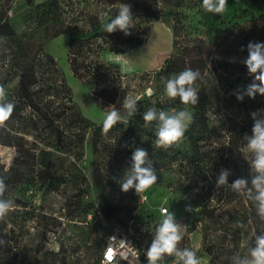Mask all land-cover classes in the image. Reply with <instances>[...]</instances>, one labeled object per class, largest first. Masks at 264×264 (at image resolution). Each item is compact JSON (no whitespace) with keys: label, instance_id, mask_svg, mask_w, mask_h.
Wrapping results in <instances>:
<instances>
[{"label":"rangeland","instance_id":"obj_1","mask_svg":"<svg viewBox=\"0 0 264 264\" xmlns=\"http://www.w3.org/2000/svg\"><path fill=\"white\" fill-rule=\"evenodd\" d=\"M53 2L52 14L45 17L42 24L31 26L25 18L29 10L26 0H0V8L6 10L9 18H14L19 24L23 21L27 23L26 28L21 24L16 25L17 35L25 36L23 45L27 53V57L22 56L19 63L24 65L28 56L32 60L37 79L32 88L33 99L39 108L34 110L26 106L22 110L23 119L17 120L11 116L0 124L14 136L16 144L0 143V162L8 170L20 149V161L33 165L35 163L37 171L45 167L41 161L44 157L42 151L50 150L51 158L56 163L55 169L63 178L60 189L56 191L44 193L43 186L35 175L27 183L6 193L5 199L14 201V208L6 217V231L15 229L20 234V246H5L0 257H5L7 264H99L112 226L125 232L131 226L134 237L147 243L146 253L155 228L163 218L159 213L160 206L168 207L175 213L177 221L185 226L184 236L178 247L195 250L201 264L223 263L228 248L222 242L224 235H229L231 240L238 239L239 253L246 254L248 248L254 245L250 225H245L240 233L231 236L230 233L236 228L226 230L218 227L191 231L184 224L185 207L173 202L179 182L170 185L155 183L144 190L147 200L135 205V210L130 211L128 207L120 222H106L100 214L101 197L92 186L89 166L93 164L99 167L105 180L113 177L108 171L113 159L104 157L102 151L104 147H108L107 143L112 146L115 138L108 139L105 136L103 143L97 148L99 152L95 153L88 141L91 130L83 143L72 137L79 131L73 119L78 114L92 122L101 123L111 110V105L126 117L123 101L128 95L149 99L152 107L157 109L160 108L158 103L171 104L174 100L165 92L151 97L156 85L162 80L158 73L165 58L172 50V57H179L182 61L189 55L194 59L209 55L208 69L213 71L210 77L216 82L218 99L211 98L205 107L206 115L210 124L215 123L224 128V136L214 140L212 146L227 148L229 135H234L235 150L250 166L252 156L246 149L243 137L245 134L251 135L253 120L250 114L264 110V96L256 94L254 99L245 96L239 101L236 93L252 81L243 63L248 56V44L264 43V0H228L226 10L220 15L205 13L201 7L202 0H131V4L127 3L131 9L154 8L161 9L164 13L159 19L133 14L134 27L129 31L141 37L147 36V43L133 50L129 49L132 46L124 45L123 49H128V53L123 56L96 34L107 23L111 13L125 2ZM19 15L21 17L18 18ZM173 35L177 41L174 49ZM14 50L15 47L6 40H0V84L6 89L7 99L16 105L15 91L20 65H11ZM48 53L54 59L52 65H49ZM196 87L199 90L198 82ZM104 88L109 91L101 94L100 91ZM110 99L115 102H110ZM62 106L69 107L64 114L58 116L64 117L59 120L69 138L59 149L53 146L54 137L49 125L52 119L58 118L56 115ZM175 108L189 110L193 117L202 115L200 102L198 105L182 104V107ZM201 143L205 148L210 146L205 141ZM178 145L189 146L187 137L184 136ZM24 154L27 160H23ZM212 169V174L218 176L220 170ZM27 174H30L29 167ZM114 196L117 197L118 192ZM242 204L239 200L238 205ZM135 212L137 214L131 224V216ZM24 249H27L26 255L25 252L23 254ZM125 259L128 260L129 257ZM174 261L175 257H166L164 264H174ZM131 262L134 263L130 258L125 263Z\"/></svg>","mask_w":264,"mask_h":264},{"label":"trees","instance_id":"obj_2","mask_svg":"<svg viewBox=\"0 0 264 264\" xmlns=\"http://www.w3.org/2000/svg\"><path fill=\"white\" fill-rule=\"evenodd\" d=\"M110 4L115 2H125L131 4V0H106ZM29 7L28 12L25 14L27 22L31 23V26H38L44 22V18L49 14L51 15L54 10L53 0L45 2H36L35 0H26ZM134 15H138L143 18L154 17L159 19L164 11L161 9H131ZM119 9H115L107 22L111 18H114L118 14ZM49 15V16H50ZM21 17L20 15L17 16ZM14 18L6 15V10L0 8V40H6L8 44L15 47L14 57L11 65H20V59L22 56L27 57L25 46L23 45V39L21 35L16 33V25L18 21H14ZM48 19V18H47ZM26 28L27 23L23 21L20 23ZM19 24V25H20ZM15 26V28H14ZM175 30V29H174ZM131 33V32H130ZM25 34V33H24ZM98 36L106 40L112 45V48L116 52H123L124 45H130L132 47H138L147 42V36H140L137 33H131L125 35L123 32L116 31L108 34L103 30V26L98 30ZM79 38V37H78ZM177 41L175 35H173V49ZM187 50V49H186ZM185 50V51H186ZM173 53V50H172ZM172 53L168 55L161 66L159 67V76L161 81L159 85H156V90L151 95L160 94L164 91L163 78L171 77L183 71L186 68H192L193 70H199L201 78L196 82L199 83V102L202 106L200 115L198 118L193 117V122L185 132L184 136L187 137L189 146L181 147L178 144H174L168 148H157L154 144L155 137V122L151 126L145 127L143 120L144 112L152 107V102L149 99H138V111L137 113L128 118V124L118 123L112 127L106 133L102 131V124L95 123L76 114L75 121L79 131L72 137L83 143L86 140V135L91 130L90 138L88 139L93 152H99L98 146L103 143V138L107 136L108 139L115 138V143H107L108 147H104L102 151L104 157H112L113 164L108 168V171L113 174V177H108L105 180L101 169L99 167L89 166V175L91 178L92 186L95 192L101 197L100 214L106 222L118 223L121 221V217L125 214L128 207L130 211L135 210V205L139 204V193H136L134 189L128 192H122L119 180L123 176L126 169L131 166V156L134 148L143 147L149 152V157L153 161V165L157 171L158 181L160 185H170L174 182H179L176 186V196L173 202H177L178 205L184 206L185 220L184 224L188 225L191 231L196 230H208L210 228L224 227L226 230L235 229L231 236L240 233L242 227L250 225L253 229L254 240L255 235H260L264 231V219L257 215L256 206L253 200L246 198L245 196L234 191L230 186H224L217 189L216 179L218 176L212 174V168L228 169L230 175L228 177V183L231 184L237 178H245L250 180V166H248L244 159L240 158L238 151L235 150V137L229 135V146L227 148L212 146V142L216 139H220L224 136L222 130L223 127L217 124H210L209 118L206 115L205 107L212 100L218 99V89L216 88V82L211 78L213 71L208 69V58L202 57L194 59L192 55L185 57L183 61L179 57H172ZM189 54V51L188 53ZM49 55V53H48ZM49 65L54 63V59L49 55ZM188 59V61H187ZM31 59L28 56V61L24 65L18 67L19 81L15 96L17 103L15 105L12 116L19 120L24 118L22 113L23 108L29 106L35 110L37 103L33 99L32 88L36 85L37 79H35V67L32 66ZM109 91L108 88L101 90V94ZM216 93V95H215ZM110 102L115 101L110 99ZM177 98L171 104L158 103L159 109L167 110L172 107H182V104ZM162 104V105H161ZM145 105V106H143ZM68 106H62L60 111L57 112L56 117L64 114ZM47 116V113H44ZM58 117L51 120L49 125L51 135L54 137L53 146L61 149L60 145L64 144L65 140L69 138ZM5 132V135H4ZM202 141H205L206 145L210 146L205 148ZM110 142V141H107ZM0 143L5 145H16L14 142V136L10 131H6L4 127L0 125ZM123 144V147H121ZM127 145V147H125ZM19 148V147H18ZM18 151L21 153L20 149ZM20 153L14 157L13 163L8 170H5L3 164L0 162V176L5 177V182L8 186V191L17 188L23 183H27L33 176H37L40 180L44 193L48 191H56L60 189L63 183L62 175L58 174L55 169L56 163L51 158L52 151H42L44 157L41 161L45 164L43 169L35 170V163L30 164L27 161H20ZM26 155L24 154V159ZM30 168V174L26 175L27 168ZM26 169V171H25ZM118 192V196H114ZM5 193V196H6ZM5 198V197H4ZM239 200L243 202L242 205H238ZM160 213V212H159ZM136 212L131 216V219H135ZM239 230V231H237ZM247 229H245L246 231ZM227 234V233H226ZM229 234V233H228ZM229 235H224L222 242L226 243V257L222 264H231V257L239 252V241L231 240ZM15 229L6 231V218L0 221V239L7 241L6 245L0 246V252L8 246L9 248L20 246L18 240L20 239ZM234 238V237H232ZM212 250L210 249V252ZM27 252V249L23 250V254ZM101 257L99 258L100 264ZM25 261V260H24ZM23 261V262H24ZM0 264H7L5 257H0ZM24 264V263H22Z\"/></svg>","mask_w":264,"mask_h":264},{"label":"clouds","instance_id":"obj_3","mask_svg":"<svg viewBox=\"0 0 264 264\" xmlns=\"http://www.w3.org/2000/svg\"><path fill=\"white\" fill-rule=\"evenodd\" d=\"M228 6V0H202L201 7L205 13L220 15ZM134 15L131 6L121 3L118 14L103 25V30L108 33L116 31L130 35ZM248 56L243 61L252 81L246 88L236 93V98L242 101L245 96L255 98L256 94L264 96V43L250 42L247 46ZM201 78L199 70L186 68L183 71L163 78L164 91L172 99H179L183 105H198L200 92L196 87V81ZM138 97L128 95L123 101L126 117L114 105L109 106L103 124L102 131L107 132L118 123L128 124V118L133 117L138 111ZM15 104L7 99L5 87L0 84V124L7 121L13 114ZM253 126L251 135L245 134L246 149L251 154L250 180L237 178L231 184L228 177L231 174L228 169H221L217 179V189L230 186L234 191L254 201L257 215L264 219V110L254 111L251 114ZM145 127L155 122V141L157 148H168L182 141L185 132L193 122V113L186 109L178 110L175 107L167 110L148 108L143 114ZM127 147V145H125ZM158 175L149 157V152L143 147L134 148L131 156V166L126 169L119 180L122 192L134 189L136 193L144 191L157 183ZM8 186L5 177L0 176V221L5 220L8 213L14 208V201L5 199ZM190 210V209H186ZM162 220L155 228L151 244L146 250L148 264H164L166 257H175L174 264H201L197 252L191 248H180L185 226L179 223L175 213L165 208L162 209ZM7 241L0 239V246ZM231 264H264V231L255 235L254 245L248 248L246 254L239 252L231 257Z\"/></svg>","mask_w":264,"mask_h":264},{"label":"built area","instance_id":"obj_4","mask_svg":"<svg viewBox=\"0 0 264 264\" xmlns=\"http://www.w3.org/2000/svg\"><path fill=\"white\" fill-rule=\"evenodd\" d=\"M147 194L144 191L139 193V202L147 200ZM168 207L160 206V214L162 215V209ZM130 223L132 224L133 219ZM113 227V226H112ZM111 227V231L107 236L106 246L101 255L100 264H126L125 262L131 258V264H141L142 262H148L146 258L145 248L147 243L139 239V237H134L135 233L131 230L129 226L128 232L122 231L119 227L114 229ZM112 255L109 258V252ZM129 259H125L128 258Z\"/></svg>","mask_w":264,"mask_h":264},{"label":"crops","instance_id":"obj_5","mask_svg":"<svg viewBox=\"0 0 264 264\" xmlns=\"http://www.w3.org/2000/svg\"><path fill=\"white\" fill-rule=\"evenodd\" d=\"M147 43V42H146ZM145 43V44H146ZM142 45H144V44H142ZM141 46V45H140ZM139 47V46H138ZM134 48H137V47H132V48H129V49H131V50H133ZM128 49H124V51L123 52H118L119 53V55L120 56H123V55H126L127 53H128V51H127ZM117 53V54H118Z\"/></svg>","mask_w":264,"mask_h":264},{"label":"snow or ice","instance_id":"obj_6","mask_svg":"<svg viewBox=\"0 0 264 264\" xmlns=\"http://www.w3.org/2000/svg\"><path fill=\"white\" fill-rule=\"evenodd\" d=\"M108 255H109V258H111V255H112L111 251L109 252V254H108Z\"/></svg>","mask_w":264,"mask_h":264},{"label":"water","instance_id":"obj_7","mask_svg":"<svg viewBox=\"0 0 264 264\" xmlns=\"http://www.w3.org/2000/svg\"><path fill=\"white\" fill-rule=\"evenodd\" d=\"M153 87V86H152Z\"/></svg>","mask_w":264,"mask_h":264}]
</instances>
